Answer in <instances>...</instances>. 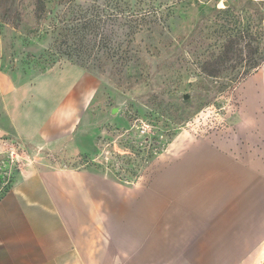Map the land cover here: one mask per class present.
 I'll list each match as a JSON object with an SVG mask.
<instances>
[{
	"label": "rangeland",
	"instance_id": "374dc122",
	"mask_svg": "<svg viewBox=\"0 0 264 264\" xmlns=\"http://www.w3.org/2000/svg\"><path fill=\"white\" fill-rule=\"evenodd\" d=\"M263 57L264 0H0V83L40 92L35 77L67 65L87 76L49 133L18 138L0 110V198L52 167L168 189L169 158L228 125ZM211 208L209 263L264 264V201Z\"/></svg>",
	"mask_w": 264,
	"mask_h": 264
},
{
	"label": "crops",
	"instance_id": "0c3cea01",
	"mask_svg": "<svg viewBox=\"0 0 264 264\" xmlns=\"http://www.w3.org/2000/svg\"><path fill=\"white\" fill-rule=\"evenodd\" d=\"M86 77L74 65L49 69L35 77L40 92L1 80L12 134L49 133ZM235 93L226 127L169 158L168 189L110 185L67 167L19 174L0 198V264H210L211 205L264 201V63Z\"/></svg>",
	"mask_w": 264,
	"mask_h": 264
},
{
	"label": "trees",
	"instance_id": "16d2710c",
	"mask_svg": "<svg viewBox=\"0 0 264 264\" xmlns=\"http://www.w3.org/2000/svg\"><path fill=\"white\" fill-rule=\"evenodd\" d=\"M260 60H261V61H263V60H264V57H263V58H261ZM259 64H260V62H256V63L254 64V66H253V67L255 68V67H257Z\"/></svg>",
	"mask_w": 264,
	"mask_h": 264
}]
</instances>
